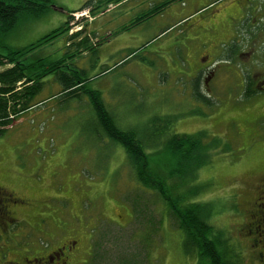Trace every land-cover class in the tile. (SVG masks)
I'll list each match as a JSON object with an SVG mask.
<instances>
[{
  "label": "rangeland",
  "instance_id": "374dc122",
  "mask_svg": "<svg viewBox=\"0 0 264 264\" xmlns=\"http://www.w3.org/2000/svg\"><path fill=\"white\" fill-rule=\"evenodd\" d=\"M84 1L53 0L49 12L20 25L5 43L14 48L36 42L62 26L69 11L80 8ZM165 1L122 0L95 15L89 9L76 12L68 33L82 28L85 33H95L93 41L101 43L74 63L87 70L88 87L99 90L121 128L137 130L146 140L148 152L158 150L173 134L201 132L205 144L216 141L215 146L207 145L209 162L190 181L189 187L196 190L190 198L212 204L210 223L235 250L238 264H261L256 250L264 249V237L250 223L255 220V202L264 195L260 193L264 111L240 109L243 91L233 82L239 68L220 66L211 83L212 93L202 103L193 95L190 67L198 63L200 54H185L177 46H143L162 29L169 27L166 37L171 38L196 26V19L173 26L186 11L180 0L150 19L136 22L152 14L153 5ZM229 1L210 3L218 2L203 15L210 16ZM66 37L38 48L32 58H60L68 50ZM186 55L188 66H183ZM261 55L257 68L264 69ZM46 82L36 98L39 104L0 136V186L22 200L14 207L18 221H13L9 231L0 229V264H9V260L24 264L23 256L32 258L67 238L79 240L77 247L83 252L72 264H120L122 251L139 264H196L194 253L185 248V233L175 226L158 190L141 188L136 182L123 146L102 134L98 140L91 94L81 92L79 100L61 94L63 86L55 77L49 76ZM231 98L239 103L237 108L227 104ZM263 103L264 99L260 105ZM167 116L169 124H165ZM157 117L165 123L152 128ZM241 127L243 134L238 133ZM142 211H148V221L143 228L136 227L135 212ZM137 228L142 233L133 235Z\"/></svg>",
  "mask_w": 264,
  "mask_h": 264
},
{
  "label": "trees",
  "instance_id": "16d2710c",
  "mask_svg": "<svg viewBox=\"0 0 264 264\" xmlns=\"http://www.w3.org/2000/svg\"><path fill=\"white\" fill-rule=\"evenodd\" d=\"M121 1L85 0L80 8L69 11L67 20L62 26L28 46L13 48L7 45L4 39L28 20L42 18L49 12L53 0H0V136L25 111L39 104L36 102V98L46 86V79L49 76L55 77L62 84L61 94L64 96L77 97L81 100V92L91 94L90 99L93 103L91 107L96 120L94 126L96 130L94 131L98 140L101 141L99 138L102 134L111 143L123 146L136 182L141 188L158 190L166 202L170 214L172 213L171 215L174 216L175 226L185 233V248L187 252L194 253L196 264H238L235 250L210 223L212 204L194 202L191 199L196 190L189 187L190 181L191 179L195 180L197 171L206 162H209V147L207 145L215 146L216 141L213 140L211 144H205L203 137L206 136L201 132L173 134L167 136L162 147L156 148L158 150L148 152L146 140L137 130L121 128L116 117L109 113L99 90L88 87L87 70L79 68L74 63L79 55H87L88 51L94 50L95 46L101 43V40L93 41V38H96L95 33L91 31L85 33L81 30L82 28L68 33L69 25L75 17L74 13L89 9L90 13L95 15V11L98 13L105 6L108 7L110 4ZM174 1L176 0H166L153 5L152 14H145L136 22L146 21L155 14L161 13ZM97 2L99 3L97 4ZM66 34L68 50L63 56L57 59H50L48 56L32 58L38 48L52 43ZM183 66L185 65L183 64ZM107 70L102 73H106ZM192 87L194 96L197 94L200 99L204 98L200 93L198 83ZM170 119L167 116L165 123L162 121L164 119L157 117V121H152V128L156 126L157 129L158 124L162 123L169 124ZM154 144L156 143L154 142ZM204 146L207 147L203 148ZM190 196L192 197L190 198ZM147 218L148 211H142V214L135 212L134 226L137 227L140 224L143 228V222L148 221ZM153 227L155 228L156 225L153 224ZM139 232L142 233V229L137 228L133 235ZM148 232L154 234L153 231L149 230ZM147 251L146 258L148 259L149 250ZM122 253L123 251L119 253L121 255L120 264H139L140 261L133 260L134 257L129 259L130 255L126 254L127 252L123 255ZM90 264H94V262L92 261Z\"/></svg>",
  "mask_w": 264,
  "mask_h": 264
},
{
  "label": "flooded vegetation",
  "instance_id": "af4514ba",
  "mask_svg": "<svg viewBox=\"0 0 264 264\" xmlns=\"http://www.w3.org/2000/svg\"><path fill=\"white\" fill-rule=\"evenodd\" d=\"M195 1L198 3V9L199 6L203 8L196 10L200 14L198 16L200 22L196 21V26L193 27L194 37L189 41L192 46H177L181 50L184 48L185 54L191 56H194V53L200 54L198 63L190 67L194 75L192 86L198 83L204 98L200 99L197 94L195 97L202 103L207 102L209 99L207 94L212 93L211 83L218 76L216 72L219 67L222 65L236 67L239 68V73L234 77L233 82L236 87H240L244 95L240 109H245L246 112L264 111V103L260 105L261 100L264 99V69L257 68L259 57L262 56L261 54L264 56V0H230L224 7L219 6L210 16L203 14L210 8L212 10L218 2L212 6L210 3L217 0ZM193 46L216 47L196 50ZM175 47L171 48L175 49ZM187 60L186 55L185 66H188ZM227 104H230V108H237L239 105L235 98H231ZM244 132L242 127L238 129L239 134ZM260 193L264 194V181ZM19 204H22L20 198L0 186V229L3 232L9 231L13 221H18L17 210L14 212V207ZM255 204L253 215L255 220L250 225L254 227L257 235L264 237V195ZM78 242L77 239L67 238L64 242L37 253L32 258L25 255L22 260L24 264H72L76 256L83 253L77 247ZM256 244L259 245L258 242ZM256 256L258 262L264 264V249H257ZM8 263L18 264L11 260Z\"/></svg>",
  "mask_w": 264,
  "mask_h": 264
},
{
  "label": "crops",
  "instance_id": "0c3cea01",
  "mask_svg": "<svg viewBox=\"0 0 264 264\" xmlns=\"http://www.w3.org/2000/svg\"><path fill=\"white\" fill-rule=\"evenodd\" d=\"M170 5H173V4H170ZM180 6L182 10H186V11L180 16H178L177 23L174 24L173 26H176L178 24L188 25L194 19H196L194 20L195 24H196V21L200 22V20L198 19V16L200 15L198 11L199 9L201 10L203 7L200 8L199 6V9H198V3L195 0H181ZM168 29L169 27L167 29H162V32L160 34L154 36L151 40L149 38L147 41H145L143 46H160L161 48H165V47L171 48L172 46H192L189 43V41L190 39L194 37L193 27L183 29L181 32L172 36L171 38L166 37V35L168 34L167 33ZM154 39L157 40L156 43H153Z\"/></svg>",
  "mask_w": 264,
  "mask_h": 264
}]
</instances>
